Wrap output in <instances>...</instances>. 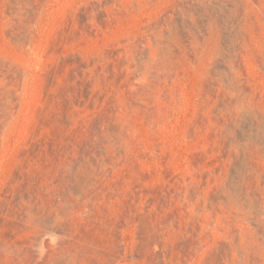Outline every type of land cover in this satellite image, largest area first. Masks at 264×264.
Segmentation results:
<instances>
[{
  "label": "rangeland",
  "instance_id": "1",
  "mask_svg": "<svg viewBox=\"0 0 264 264\" xmlns=\"http://www.w3.org/2000/svg\"><path fill=\"white\" fill-rule=\"evenodd\" d=\"M0 264H264V0H0Z\"/></svg>",
  "mask_w": 264,
  "mask_h": 264
}]
</instances>
